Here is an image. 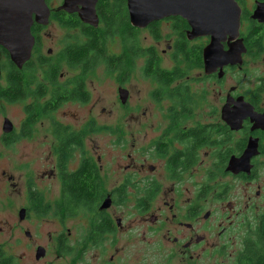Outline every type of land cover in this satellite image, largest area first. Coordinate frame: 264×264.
<instances>
[{"label": "flooded vegetation", "instance_id": "obj_1", "mask_svg": "<svg viewBox=\"0 0 264 264\" xmlns=\"http://www.w3.org/2000/svg\"><path fill=\"white\" fill-rule=\"evenodd\" d=\"M130 9L0 0L1 39L23 25L33 39L20 66L0 44V264H88L109 247L102 264H128L136 242L191 264L243 232L236 264L262 232L264 128L251 116L264 114V0L143 28ZM249 138V171L227 170Z\"/></svg>", "mask_w": 264, "mask_h": 264}, {"label": "water", "instance_id": "obj_2", "mask_svg": "<svg viewBox=\"0 0 264 264\" xmlns=\"http://www.w3.org/2000/svg\"><path fill=\"white\" fill-rule=\"evenodd\" d=\"M212 6L213 0H131L130 15L133 25L143 28L149 22L159 20L169 13H179L184 17L187 13L203 14L208 15L209 20H211L212 14H209V12L213 11ZM20 16V19L14 20L24 22L26 19L23 17H30V13L23 10ZM212 20L217 21L218 18L215 16ZM7 27L9 28V26ZM19 30L23 32L21 38L17 40L14 37L2 40L0 36V44L6 48L10 55V60L17 66H20L30 57L33 44L32 36L29 33L30 25H23ZM251 117L254 127L264 128V114L257 115L253 113ZM222 119L230 125L232 130L239 129L241 120L238 119L236 122L229 119L226 110H222ZM10 124L11 122L8 119L4 121V127ZM256 154L257 141L256 139L249 138L243 155L238 159L231 158L227 170L232 172L239 170L249 171V160Z\"/></svg>", "mask_w": 264, "mask_h": 264}, {"label": "rangeland", "instance_id": "obj_3", "mask_svg": "<svg viewBox=\"0 0 264 264\" xmlns=\"http://www.w3.org/2000/svg\"><path fill=\"white\" fill-rule=\"evenodd\" d=\"M7 111L9 115V113L13 112V109L8 108ZM236 230L237 225H234L232 233H237ZM242 236L243 232L239 233V235L234 238L233 242L227 243L222 255L212 258L210 256H203L198 262H192L191 264H235V258L243 248ZM111 249L112 247H109L104 254L92 250L88 251L86 259L88 264H102L103 258L107 260V257L110 255L108 251ZM157 252L163 253V251ZM157 252L149 251L136 242L135 246L129 248L128 251L124 253V256H127L126 261L128 264H164L161 255ZM173 264L177 263L174 262Z\"/></svg>", "mask_w": 264, "mask_h": 264}, {"label": "trees", "instance_id": "obj_4", "mask_svg": "<svg viewBox=\"0 0 264 264\" xmlns=\"http://www.w3.org/2000/svg\"><path fill=\"white\" fill-rule=\"evenodd\" d=\"M261 231L254 233V237L246 244L245 251L237 258L236 264H264V226Z\"/></svg>", "mask_w": 264, "mask_h": 264}, {"label": "bare ground", "instance_id": "obj_5", "mask_svg": "<svg viewBox=\"0 0 264 264\" xmlns=\"http://www.w3.org/2000/svg\"><path fill=\"white\" fill-rule=\"evenodd\" d=\"M89 15V14H88ZM208 25V24H207ZM125 104V103H124ZM238 175V174H237Z\"/></svg>", "mask_w": 264, "mask_h": 264}]
</instances>
